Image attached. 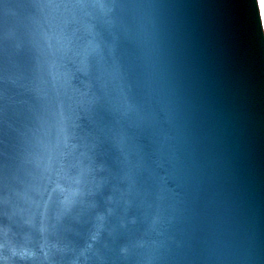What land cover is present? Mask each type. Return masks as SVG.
<instances>
[{
    "label": "water",
    "instance_id": "water-1",
    "mask_svg": "<svg viewBox=\"0 0 264 264\" xmlns=\"http://www.w3.org/2000/svg\"><path fill=\"white\" fill-rule=\"evenodd\" d=\"M0 264H264L255 0H0Z\"/></svg>",
    "mask_w": 264,
    "mask_h": 264
},
{
    "label": "clouds",
    "instance_id": "clouds-1",
    "mask_svg": "<svg viewBox=\"0 0 264 264\" xmlns=\"http://www.w3.org/2000/svg\"><path fill=\"white\" fill-rule=\"evenodd\" d=\"M259 23L264 27V0H255Z\"/></svg>",
    "mask_w": 264,
    "mask_h": 264
}]
</instances>
